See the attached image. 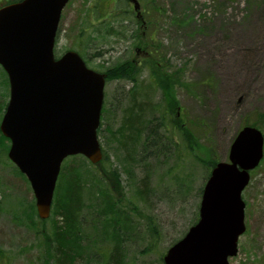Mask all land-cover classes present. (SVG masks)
Instances as JSON below:
<instances>
[{
	"label": "rangeland",
	"instance_id": "obj_1",
	"mask_svg": "<svg viewBox=\"0 0 264 264\" xmlns=\"http://www.w3.org/2000/svg\"><path fill=\"white\" fill-rule=\"evenodd\" d=\"M148 1L139 0V14L145 20L146 33L152 36L145 44L147 49L154 53L152 46L159 45L163 57L157 61L159 65L156 63L155 69L162 71V65L166 63L168 70H182L180 81L183 84L172 90L177 100L173 106L175 121L189 125L194 132L197 155L206 160L226 161L229 146L245 121L256 119L264 132V0H223L224 8L216 5L218 0H154L158 10L146 9ZM99 2L101 10L114 5V0L67 1L58 24L55 54L68 49L78 50L81 43L77 36L85 24L84 19L89 17L93 24L98 23L92 19L101 14L90 17L89 13H94L93 4L99 5ZM129 4L132 6L131 2ZM129 9L131 17L122 19L119 21L121 27L117 26L123 35L107 37L106 43H100L98 40L89 41V36L95 39L93 31L83 33L88 54L85 53L84 58L90 68L100 71L114 61L132 60L144 80L147 71L144 67L139 70L145 57L140 52L144 45L136 42L141 29L136 24V12L130 6ZM132 34L136 35L132 38ZM128 85H131L129 81L122 79L105 82L103 103L106 112L101 120L106 130L117 125L119 112L115 103L119 92L122 93L120 89ZM143 91L155 103L162 95L153 85L144 84L140 89ZM7 93L6 76L0 68V114ZM159 133V145L171 137L178 143L176 146L182 157L181 135L172 133L170 126L159 129ZM98 136L106 156L95 168L116 167L120 187L131 195L141 176L139 160L133 158L137 155L129 157L126 162L121 159V153L112 148L113 144L108 140L105 142L103 134ZM167 146L160 152L151 151L143 156V160L151 163V177L147 184V191L149 188L151 193L147 192L146 200L132 198V217L138 236L127 245L126 264H158L159 256L173 241L182 237L198 212V188L205 181L206 169L187 152L176 165L177 149L174 150L175 147L168 142ZM0 182L4 183L0 189L10 193L11 198L20 196L31 200L33 197L28 182L13 171L10 161L2 158ZM242 199L246 228L238 239L237 254L230 257L229 262L264 264V152L259 165L251 171ZM8 200L2 197L3 204L0 205V249L8 252L11 264H54L53 244L46 238L51 221H36L35 228L22 215L12 219L10 213L18 212L17 205H14L15 198ZM56 221L60 222L59 218ZM148 222L155 226L152 235Z\"/></svg>",
	"mask_w": 264,
	"mask_h": 264
},
{
	"label": "water",
	"instance_id": "obj_2",
	"mask_svg": "<svg viewBox=\"0 0 264 264\" xmlns=\"http://www.w3.org/2000/svg\"><path fill=\"white\" fill-rule=\"evenodd\" d=\"M67 1L18 0L0 7V65L9 81L0 130L42 219L50 214L63 159L82 154L96 163L102 157L97 128L105 74L88 68L74 50L54 55ZM132 2L138 10V1ZM263 143L255 126L237 131L227 160L212 167L203 186L198 220L166 250L164 264H230L245 230L241 192L263 156Z\"/></svg>",
	"mask_w": 264,
	"mask_h": 264
},
{
	"label": "trees",
	"instance_id": "obj_3",
	"mask_svg": "<svg viewBox=\"0 0 264 264\" xmlns=\"http://www.w3.org/2000/svg\"><path fill=\"white\" fill-rule=\"evenodd\" d=\"M13 1L17 0H0V5ZM153 2L154 0H149L145 5L146 9L158 10L159 8ZM93 5L92 13H94H89V16L93 17L101 14L95 16L96 19H92L98 23L93 24L90 21L91 19L86 17L84 19L85 24H83L77 36L78 41L81 43L78 50L82 53L84 51V54H87L86 46H84L86 41L83 36L85 31L95 33V39L93 40L89 36V41L97 42L98 40L100 43H106L107 37L123 35L117 27L120 26L119 21L131 17L128 0H114L113 8H104V10L100 9V2L99 5L98 3ZM216 5H220L222 8L225 7L223 0H218ZM136 24L141 29L140 35L137 34L136 36V42L142 43L147 52L149 50L147 57L140 62L141 66L139 65V70L142 67L146 69L147 78L144 80L141 78V71H136L132 60L116 59V61H119H114L115 63L113 62L112 65L105 67L107 81L122 79L129 81L131 85L120 89L122 93L119 92L118 102L115 103L119 112L116 116L117 125H112L106 130L104 122L101 120L97 130L98 135L103 134L105 142L108 140L110 144H113L112 148L114 147V150L121 153L122 160L128 162L129 157L132 158V156L137 155L133 158L139 160L141 176L138 178L135 189L130 187L132 189L131 195H127L120 187L116 167L111 169L95 168L97 164H92L80 154H74L66 157L61 165L54 190L51 213L47 219H40L37 216L33 197L31 200L20 196L14 197V205H17L18 212L13 211L10 213L12 219L16 220L18 215H22L24 218H28L34 227L36 221L39 223H45L47 220L51 221L46 238L53 244L54 264H83L84 262L86 264L89 262L90 264H126L127 245L137 240L138 236V231L135 230L136 222L132 217L134 214L132 211L134 207L132 198L137 197L140 200H146L147 192L151 193V189L148 188L147 191V184H149L151 177L149 171L151 163L143 160V156H146L149 152H156L157 150V152H160L162 149H167L168 142L175 147L174 150L177 149L176 165L180 158L183 159L184 152H187L206 169L205 178L208 176L210 168L217 161L216 159L206 160L204 157L197 155L194 148L197 142L193 135L194 132L189 125L185 126L184 123L179 124L175 121L176 113L173 106H176L177 100L172 90L176 85L183 84L180 81L182 70L180 68L171 69L172 71L168 70V65L165 63V66L162 65V71L158 72L155 65L156 63L159 65L158 62L161 59L163 60L159 45L152 46L154 53L152 49H147L145 44L152 39V36L146 33V27L141 26V21L136 20ZM134 35L136 34L130 36L133 38ZM144 84L148 87L153 85L161 91V99L158 98L157 103L150 102L146 92H140L141 86ZM166 100L167 103L165 104ZM105 112L103 107L101 119H103ZM257 123L258 121L256 122L255 119L251 122L245 121L242 125L250 124L260 128ZM167 126L171 127L172 133L176 132L182 137V157L176 146L178 143L173 141L171 137H167V142L159 145V139L161 138L159 129H166ZM7 148L8 141L0 132V160L2 158L9 161ZM105 156L103 150L101 162L105 160ZM12 167L13 171L26 181L24 175L20 173L14 164H12ZM129 170L131 171L130 168ZM3 184V182H0L1 188H3ZM187 186L190 187V185ZM201 191L202 186L198 188L199 194H201ZM8 194L10 193L0 189L1 206L3 204L1 202L2 197L7 198V200H14ZM56 218H59L60 222H57ZM196 219L197 214L195 213ZM152 225L148 222V230L151 235L155 231V226ZM9 258L8 252L0 249V262L11 264L12 258H10L11 260ZM158 264H163L161 255Z\"/></svg>",
	"mask_w": 264,
	"mask_h": 264
},
{
	"label": "bare ground",
	"instance_id": "obj_4",
	"mask_svg": "<svg viewBox=\"0 0 264 264\" xmlns=\"http://www.w3.org/2000/svg\"><path fill=\"white\" fill-rule=\"evenodd\" d=\"M146 95H147V94H146ZM147 96L149 97V101L152 102L151 99H150V95L148 94ZM159 99H160V97H159Z\"/></svg>",
	"mask_w": 264,
	"mask_h": 264
}]
</instances>
